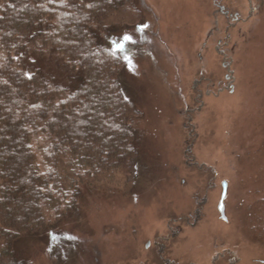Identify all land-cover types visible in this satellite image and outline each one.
Listing matches in <instances>:
<instances>
[{
    "label": "rangeland",
    "instance_id": "1",
    "mask_svg": "<svg viewBox=\"0 0 264 264\" xmlns=\"http://www.w3.org/2000/svg\"><path fill=\"white\" fill-rule=\"evenodd\" d=\"M137 8L113 42L142 134L136 163L83 193L64 237L24 234L17 255L33 264H264V0ZM198 205L195 226L176 222ZM169 228L160 261L153 241Z\"/></svg>",
    "mask_w": 264,
    "mask_h": 264
},
{
    "label": "trees",
    "instance_id": "2",
    "mask_svg": "<svg viewBox=\"0 0 264 264\" xmlns=\"http://www.w3.org/2000/svg\"><path fill=\"white\" fill-rule=\"evenodd\" d=\"M139 1L0 0V264H33L22 235L64 237L89 187L133 169L142 134L113 42Z\"/></svg>",
    "mask_w": 264,
    "mask_h": 264
},
{
    "label": "flooded vegetation",
    "instance_id": "3",
    "mask_svg": "<svg viewBox=\"0 0 264 264\" xmlns=\"http://www.w3.org/2000/svg\"><path fill=\"white\" fill-rule=\"evenodd\" d=\"M217 9H218V11L222 14V15H227L228 13L227 12H225V8L223 7V6H217ZM210 35L211 34H209L208 33V35H207V38L208 37H210ZM206 48V44H204V46H203V49H205ZM222 53V52H221ZM201 58V57H200ZM222 67L224 68V69H228V63L226 62V61H224L223 63H222ZM224 79H225V84L223 85V88L225 89L226 87L228 88V91L230 92V93H232L233 91H234V85L233 84H230V82H231V80H232V78H231V76H230V74H225L224 75ZM199 92H201V91H199ZM199 98V97H198ZM221 186H222V184H221ZM222 193H223V189H221V195H220V199H219V202H218V204H217V211L219 212V210H218V207H219V204H220V201H221V197H222ZM226 196H227V189H226V195H225V197H224V200H223V206H224V211H225V204H224V201H225V199H226ZM195 201H197V197L195 198ZM196 203H198V202H196ZM202 210H203V206L202 205H198L196 208H195V211L193 212V213H188L187 215H185V216H183V217H180L178 220H176V222H178L179 224H181V225H184V226H188V227H191V226H195V224L197 223V222H199V220H200V218H201V213H202ZM220 214V213H219ZM220 218L223 220V221H225L226 220V218H225V214H224V218H222L221 217V215H220ZM177 229V228H176ZM181 231V230H180ZM180 231H179V229H178V231L176 232L175 231V236L178 234V233H180ZM172 236L174 237V232H173V230H171V228H169V230H168V233H167V235L165 236V237H160V238H157L156 240H154L153 241V247L155 248V251H156V253H155V257L158 259V260H160V261H162V259H163V256H162V254H163V251H164V248H165V242H169L170 240H172ZM152 242H148L146 245H145V247L147 248V250L149 249V247H150V245H152L151 244ZM168 262V261H167ZM165 263V261H163V263L162 264H169L170 263V261L168 262V263Z\"/></svg>",
    "mask_w": 264,
    "mask_h": 264
},
{
    "label": "water",
    "instance_id": "4",
    "mask_svg": "<svg viewBox=\"0 0 264 264\" xmlns=\"http://www.w3.org/2000/svg\"><path fill=\"white\" fill-rule=\"evenodd\" d=\"M222 189H223V193H222V197H221V201H220V204H219L218 210H219V213H220L221 217L224 218V206H223V200H224V197H225V195H226V189H227L226 182H223V183H222Z\"/></svg>",
    "mask_w": 264,
    "mask_h": 264
}]
</instances>
